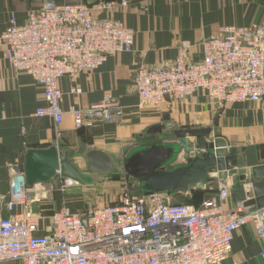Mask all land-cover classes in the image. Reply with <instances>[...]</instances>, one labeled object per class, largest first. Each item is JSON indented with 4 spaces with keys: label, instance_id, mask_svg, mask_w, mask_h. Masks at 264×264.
<instances>
[{
    "label": "built area",
    "instance_id": "1",
    "mask_svg": "<svg viewBox=\"0 0 264 264\" xmlns=\"http://www.w3.org/2000/svg\"><path fill=\"white\" fill-rule=\"evenodd\" d=\"M128 3L45 0L29 11L25 23L18 24L13 16L0 33L7 63L42 85L47 105L36 115L50 116L58 136L66 114L61 79L94 71L118 52L134 51L133 28L96 15ZM202 47L200 61L192 58L191 45L182 44L173 61L151 67L140 63L134 76L138 106L157 108L198 91L219 104L264 99V25H222ZM81 92L80 87L71 89ZM69 112L81 129L100 119H120L124 108L107 95L100 103L72 106ZM9 174L8 191H0V264H222L232 252L235 231L243 226L254 223L264 240V208L251 210L242 202L225 208L228 184L199 205L172 202L170 191L138 196L126 190L111 204L83 210L64 205L48 213L47 182L29 186L20 164L10 166ZM57 176L62 191L77 182ZM36 202L39 213L33 211Z\"/></svg>",
    "mask_w": 264,
    "mask_h": 264
},
{
    "label": "crops",
    "instance_id": "2",
    "mask_svg": "<svg viewBox=\"0 0 264 264\" xmlns=\"http://www.w3.org/2000/svg\"><path fill=\"white\" fill-rule=\"evenodd\" d=\"M44 1L0 0V33L7 29L13 16L18 24L25 23L29 11L40 7ZM96 15L114 18L133 28L136 32L134 51L118 52L94 71L61 79L62 108L66 114L58 127L60 136L50 116L36 115L40 107L47 105L42 85L31 75L15 71L5 60L4 50L0 47L1 192L8 191L10 166L20 164L24 167L30 149L56 146L61 152L68 151L79 169L82 165L89 167L87 153L97 149L106 152L120 166L132 149L174 142V130L183 128L212 127L209 139L223 136L229 147L239 149V155H242L241 149L246 148V166L264 163V99L219 104L211 101L204 91H198L185 100L168 99L160 107L142 108L138 106L134 87V76L140 63L151 67L173 61L182 44L191 45L192 58L200 61L204 55L202 42L217 35L222 25H264V0H129L127 6L118 7L112 13L98 12ZM74 87H80L82 92L71 93ZM107 95L123 106V117L100 119L78 129L69 109L72 106L90 107L104 101ZM198 154V151L180 153L173 165L186 164L189 157ZM236 180L237 177L219 180L214 174V180L201 190L210 197L218 192L221 184L231 186ZM50 182H47L48 187ZM191 190L180 194L191 197ZM246 190L252 193V185L247 184ZM55 197L58 207L66 205L79 210L82 206V199L61 196L59 192ZM235 203L230 194L223 205L231 209ZM248 208L257 209L254 206ZM232 246L230 256L222 264H264L261 257L264 240L259 237L254 223L235 231Z\"/></svg>",
    "mask_w": 264,
    "mask_h": 264
},
{
    "label": "water",
    "instance_id": "3",
    "mask_svg": "<svg viewBox=\"0 0 264 264\" xmlns=\"http://www.w3.org/2000/svg\"><path fill=\"white\" fill-rule=\"evenodd\" d=\"M162 132V128H158ZM212 127L183 128L174 130V142L143 145L132 149L123 161L127 178L139 181V187L134 189L138 196L153 192L170 191L187 194L193 188H204L214 180L217 174L219 180L237 177L231 185V195L234 202H242L246 207L264 208V163L250 167L246 166V148L239 149L228 145L223 136L209 139ZM192 136L197 137L191 140ZM199 154L187 159L186 164L173 165L180 153ZM90 169L95 173L109 172L115 165L111 157L104 151L93 149L87 153ZM234 167L235 169H233ZM24 169L27 184L51 181L58 173L73 178L85 179L81 170L72 162L68 151L61 152L56 146L47 149H30L25 156ZM252 185V193H248L246 185ZM9 197L4 202V210ZM35 213L40 212V204L33 205Z\"/></svg>",
    "mask_w": 264,
    "mask_h": 264
},
{
    "label": "rangeland",
    "instance_id": "4",
    "mask_svg": "<svg viewBox=\"0 0 264 264\" xmlns=\"http://www.w3.org/2000/svg\"><path fill=\"white\" fill-rule=\"evenodd\" d=\"M80 170L84 174L85 179H77V182L73 185H68V188L66 187L64 191H60L61 184L58 177L51 180L49 183L51 194H49L46 201L48 213L59 208L55 201V193L58 194V192L61 196H71L76 200L82 199V206L79 210H83L86 208L85 205L111 204L119 199V197L126 190H134L139 187V181L137 179L127 178L123 165L117 166L115 163L114 167L109 172L104 174L95 173L92 169H90V167L83 165ZM204 198L205 197L190 198V196H184L183 194L176 193L172 196V202L189 203L193 201L198 203L199 200ZM69 205H71L70 202ZM45 222H47V220H43V223Z\"/></svg>",
    "mask_w": 264,
    "mask_h": 264
},
{
    "label": "trees",
    "instance_id": "5",
    "mask_svg": "<svg viewBox=\"0 0 264 264\" xmlns=\"http://www.w3.org/2000/svg\"><path fill=\"white\" fill-rule=\"evenodd\" d=\"M94 1H96V0H93L91 2H89V1H86V2L92 3ZM201 189L202 188L192 189L191 190L192 191V196L190 198H202V197H205V198L202 199V200H199L198 203L192 201V202H189V204L199 205L203 200H205L206 198H208V196L205 194V192L203 190H201ZM176 193H178V192H176ZM176 193H174V194H176Z\"/></svg>",
    "mask_w": 264,
    "mask_h": 264
}]
</instances>
